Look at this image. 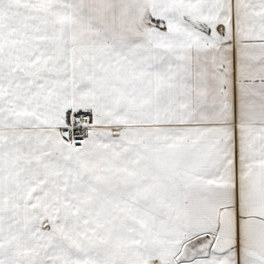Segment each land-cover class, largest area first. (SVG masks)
Instances as JSON below:
<instances>
[{"label":"snow or ice","instance_id":"1","mask_svg":"<svg viewBox=\"0 0 264 264\" xmlns=\"http://www.w3.org/2000/svg\"><path fill=\"white\" fill-rule=\"evenodd\" d=\"M0 264H264V0H0Z\"/></svg>","mask_w":264,"mask_h":264}]
</instances>
